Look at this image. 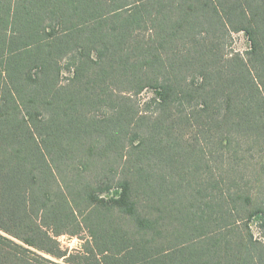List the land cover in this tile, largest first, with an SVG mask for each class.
Listing matches in <instances>:
<instances>
[{"label":"trees","instance_id":"16d2710c","mask_svg":"<svg viewBox=\"0 0 264 264\" xmlns=\"http://www.w3.org/2000/svg\"><path fill=\"white\" fill-rule=\"evenodd\" d=\"M0 230L68 264H264V0H0Z\"/></svg>","mask_w":264,"mask_h":264},{"label":"rangeland","instance_id":"374dc122","mask_svg":"<svg viewBox=\"0 0 264 264\" xmlns=\"http://www.w3.org/2000/svg\"><path fill=\"white\" fill-rule=\"evenodd\" d=\"M251 47V42L248 39L247 35L244 31L242 32H234L231 35L227 37V39L222 44V51L224 53H232V52H240L244 53L247 50H249ZM65 76H70L72 72L69 70H64ZM155 96V92L152 89H146L142 92V94L134 96L135 104L139 108V102L142 105V108H147L146 103L150 101L152 97ZM254 231L257 235H259L257 231V227L254 225ZM0 233L4 236L9 237L13 240V243L16 245H13L12 247L19 251L22 255L34 259L37 261H41L45 264H53L55 262L62 263V264H68L66 259L64 258H57L55 256H52L51 254H48L46 252H42L34 247H31L19 239L15 238L14 236H11L7 234L4 231L0 230ZM58 241L62 247L63 250L67 251L71 255H77L80 256L84 250V248H87L91 241V235L89 231L87 230H79V232L75 235L71 234H63L58 236Z\"/></svg>","mask_w":264,"mask_h":264}]
</instances>
